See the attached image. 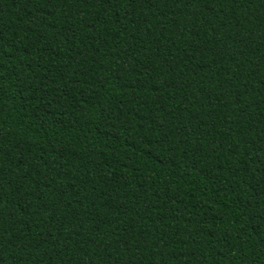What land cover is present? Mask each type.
<instances>
[{
  "label": "trees",
  "instance_id": "obj_1",
  "mask_svg": "<svg viewBox=\"0 0 264 264\" xmlns=\"http://www.w3.org/2000/svg\"><path fill=\"white\" fill-rule=\"evenodd\" d=\"M0 264H264V0H0Z\"/></svg>",
  "mask_w": 264,
  "mask_h": 264
}]
</instances>
